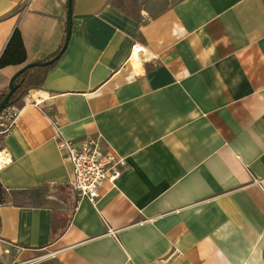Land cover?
<instances>
[{"label":"crops","instance_id":"1","mask_svg":"<svg viewBox=\"0 0 264 264\" xmlns=\"http://www.w3.org/2000/svg\"><path fill=\"white\" fill-rule=\"evenodd\" d=\"M68 0H0V56L60 50ZM72 0L64 52L0 137V264H264V0ZM126 160L95 203L60 139Z\"/></svg>","mask_w":264,"mask_h":264},{"label":"built area","instance_id":"2","mask_svg":"<svg viewBox=\"0 0 264 264\" xmlns=\"http://www.w3.org/2000/svg\"><path fill=\"white\" fill-rule=\"evenodd\" d=\"M16 104H8L0 112V137L7 135L18 115ZM60 148L65 158L71 163L70 186L79 198L95 203L99 197V188L105 181L113 182L126 167V160L114 152L102 147L94 138L87 137L75 142L60 139ZM5 158L0 156V166Z\"/></svg>","mask_w":264,"mask_h":264},{"label":"trees","instance_id":"3","mask_svg":"<svg viewBox=\"0 0 264 264\" xmlns=\"http://www.w3.org/2000/svg\"><path fill=\"white\" fill-rule=\"evenodd\" d=\"M72 2V0H71ZM59 52L56 51L52 55L48 57L52 58ZM24 61V46L22 43V38L20 32L15 30L3 53L0 56V68L10 65V64H19ZM55 63V62H54ZM54 63L48 65L46 67H32L25 70L23 73L19 75L16 80V83L19 85L14 94L11 96L9 100V104L16 103L20 98H22L26 92L30 89L40 88L42 86L46 71L51 68ZM8 88L4 93L0 95V100L7 94ZM8 199L5 191L0 185V204L5 202Z\"/></svg>","mask_w":264,"mask_h":264},{"label":"water","instance_id":"4","mask_svg":"<svg viewBox=\"0 0 264 264\" xmlns=\"http://www.w3.org/2000/svg\"><path fill=\"white\" fill-rule=\"evenodd\" d=\"M71 29H72V11H71V0H68L67 2V17H66V25H65V36H64V42L59 50V52L53 56L52 58L46 59V60H38L31 63H28L21 69H19L9 80L8 83V92L7 94L0 100V112L9 104V100L11 96L14 94L16 89L18 88V84L16 83L17 78L21 73H23L28 68L32 67H46L48 65H51L54 63L60 55L64 52L66 49V46L68 44L70 35H71Z\"/></svg>","mask_w":264,"mask_h":264},{"label":"rangeland","instance_id":"5","mask_svg":"<svg viewBox=\"0 0 264 264\" xmlns=\"http://www.w3.org/2000/svg\"><path fill=\"white\" fill-rule=\"evenodd\" d=\"M144 1L146 6H148L152 12V14L157 13L170 4H172L176 0H141V2Z\"/></svg>","mask_w":264,"mask_h":264}]
</instances>
